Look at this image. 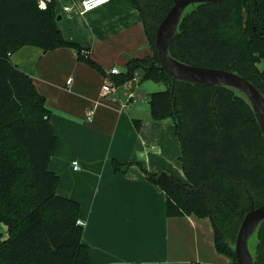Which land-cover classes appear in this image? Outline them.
I'll list each match as a JSON object with an SVG mask.
<instances>
[{"label":"trees","instance_id":"obj_1","mask_svg":"<svg viewBox=\"0 0 264 264\" xmlns=\"http://www.w3.org/2000/svg\"><path fill=\"white\" fill-rule=\"evenodd\" d=\"M140 12L152 55L129 58L126 72L110 76L123 85L141 81L167 86L150 94L155 122L171 118L181 145L186 181L171 173H146L165 194L168 218L209 219L217 253L236 264L239 225L264 205V139L242 96L227 89L173 81L159 66L155 33L173 0H131ZM53 2L0 0V264H90L78 224L80 206L57 195L59 176L48 170L58 139L45 99L11 57L22 48L71 49L79 61L105 75L86 50L63 39ZM170 56L196 67L232 71L264 95V0H223L190 7L170 46ZM136 130L140 121L133 122ZM115 171L126 166L113 161ZM254 264H264V221L252 237Z\"/></svg>","mask_w":264,"mask_h":264},{"label":"crops","instance_id":"obj_2","mask_svg":"<svg viewBox=\"0 0 264 264\" xmlns=\"http://www.w3.org/2000/svg\"><path fill=\"white\" fill-rule=\"evenodd\" d=\"M84 1L53 0L57 27L105 75L65 48L26 47L11 60L31 78L50 111L58 147L48 170L59 176L57 195L80 206L90 264H231L215 250L209 219L166 217L164 192L146 178L167 171L186 181L173 120L151 119L149 97L161 89L141 81L142 72L136 71L135 82L103 95L111 69L124 74L129 58L152 55L138 8L131 0H109L80 16ZM134 121H140L138 130ZM113 161L126 168L115 171Z\"/></svg>","mask_w":264,"mask_h":264},{"label":"water","instance_id":"obj_3","mask_svg":"<svg viewBox=\"0 0 264 264\" xmlns=\"http://www.w3.org/2000/svg\"><path fill=\"white\" fill-rule=\"evenodd\" d=\"M223 0H173V4L159 23L155 33V49L160 68L173 81L193 86L227 88L244 98L264 139V95L249 80L232 71L203 68L181 63L170 56V46L177 34L180 21L192 6L218 4ZM60 18L57 17L56 21ZM264 221V205L250 209L243 217L233 246L236 264H254L249 241Z\"/></svg>","mask_w":264,"mask_h":264},{"label":"built area","instance_id":"obj_4","mask_svg":"<svg viewBox=\"0 0 264 264\" xmlns=\"http://www.w3.org/2000/svg\"><path fill=\"white\" fill-rule=\"evenodd\" d=\"M52 2H53V0H37V5H38L39 9L44 10ZM108 2H109V0H85L82 3L81 9L78 10V14L80 16H83L85 13L90 12V11L100 7V6H103V5L107 4ZM64 10L69 11V8H64ZM119 74H120V72L116 68H113L109 71L108 75L109 76H116ZM132 80L135 82V78H133ZM70 83H71L70 79L66 81V85H70ZM117 89H118V86H115L111 80H106L104 86L102 87V92H103V95H110L113 92H115ZM122 107H125V104H123ZM92 113H93L92 110L86 111L85 116H86L87 120H90ZM72 167L74 170H78V163L73 162ZM78 224L83 226V223L80 221H78Z\"/></svg>","mask_w":264,"mask_h":264},{"label":"rangeland","instance_id":"obj_5","mask_svg":"<svg viewBox=\"0 0 264 264\" xmlns=\"http://www.w3.org/2000/svg\"><path fill=\"white\" fill-rule=\"evenodd\" d=\"M257 68L259 70H264V61H262V63L258 64ZM148 84L153 86V88H160L161 89V90H158L157 92L164 91L166 89L165 86L163 84H160V83L150 82ZM249 250H250V253H253L254 250H255V240H254V238H251L250 241H249Z\"/></svg>","mask_w":264,"mask_h":264}]
</instances>
